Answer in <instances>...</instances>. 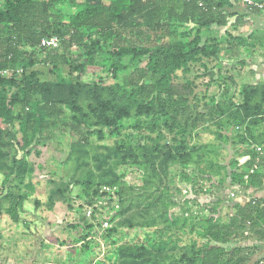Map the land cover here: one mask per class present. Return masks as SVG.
Returning a JSON list of instances; mask_svg holds the SVG:
<instances>
[{
    "label": "trees",
    "instance_id": "trees-1",
    "mask_svg": "<svg viewBox=\"0 0 264 264\" xmlns=\"http://www.w3.org/2000/svg\"><path fill=\"white\" fill-rule=\"evenodd\" d=\"M122 1L121 4H126L124 6L132 16L162 0ZM233 1L219 0L216 4L209 1L206 4L204 0H180L179 4L171 8L173 18L179 23H192L196 28L182 32L181 38L175 42L162 41L159 31H164L169 24L145 22L141 27L146 29L148 40L156 41V44L152 45L144 42L141 30L134 31L135 40L127 39L124 43L100 44L99 41H91L86 44L84 25L97 20L102 14L103 5L99 2L85 1L76 4L77 12L69 16L68 23L60 25L50 10L54 6L73 4L74 0H4L0 6V122L11 129L15 123H18L19 127V130L13 129L6 135L13 141L18 131L24 136L31 130L35 136L43 130L56 127L61 119L66 121L76 134L82 130L84 137L94 130L99 141H103L106 136L116 139L114 146H103V155L92 156L97 174L90 169L88 161L83 159L87 153L82 142L72 146L71 155L77 166L82 164L87 167L86 179L79 184L90 187L96 177L97 190L100 186L113 188L119 177L110 164L140 168L143 174L140 190L144 193L135 197L137 204L131 200L117 213L123 216L124 223L131 229H155L151 234L145 235V242H149L156 233H161V230L170 231L171 227L178 223L180 228L189 224V231L203 242L200 245L193 242L190 245V253H181L175 263L248 264L251 257L257 253L256 246H237L231 251L226 250L224 246L243 237L244 233L249 234L258 243H264V198H251L244 204H235L227 220L214 218L212 215L192 216L188 214L189 210H186L189 203L187 200L179 203L182 216L169 217L170 208L166 198L171 183L170 166L178 164L183 168H197L207 160L210 166L218 168L213 158V150H208V156H205L202 147H189L182 140L172 139V143L166 145L158 138L147 136L146 144L143 142L134 145L127 137L120 138L125 121L132 120V127L138 132L142 129L143 118L149 119L148 124L163 121L165 125L169 115L176 119L178 108L177 100L173 98V79L177 72L187 74L191 65L201 63L202 58H215L221 51L233 59L235 57L232 48L238 50L239 54L241 47L248 48V51L264 52V31L248 32L244 37L241 34L235 36L231 35L230 31L226 32L224 38L217 41H225L230 44L229 48L227 46L221 49L217 41L211 44L202 42L203 31H209L212 26L230 27L231 31H236L235 29L244 24L242 16L226 11L232 7ZM232 18L235 19L228 24ZM51 36L58 37L59 45L61 42L63 49L62 54L58 55L59 45L54 49L40 47V41ZM64 38L67 40L64 41ZM21 43L31 48V51L20 49ZM72 46L81 48L76 62L71 61L66 54ZM39 53L44 58H41ZM124 58H129L132 62L146 59L143 73L147 80L141 79L134 83L116 82L113 85L87 84L79 80L87 67H99L111 78L117 79L118 75L128 70L122 62ZM41 63L52 65L56 75L54 81L39 80L40 72L33 68ZM61 64L67 65L75 77L64 78L60 73ZM3 73L6 75L3 76ZM163 91L167 92L166 97H162ZM239 93L241 101L238 104L230 100L216 107L220 115L227 116L221 123L230 125L233 134L238 137L237 143L247 148L244 154L247 155V160L227 178L230 185H238L243 190L258 189L264 182V152L259 156L253 146L261 144L260 147L264 148V138L261 140L255 134L264 122V85L245 84L241 86ZM236 127L242 129V133L240 130L235 132ZM219 140L223 143L231 142L225 136H220ZM28 143L26 142V146ZM24 148L25 146L20 149L23 151ZM8 163L9 171L4 174L1 183L3 188L12 177L20 184L23 183L27 174L25 159L16 158L0 144V169ZM255 164L256 169L250 173ZM190 178L185 175L183 180ZM22 185L28 190L33 189L29 183ZM117 193L119 197L123 196L121 191L118 190ZM52 194L48 197L50 206L53 202ZM3 200H7L8 204L3 208L0 206V210L13 223H17L18 206L21 205L23 197L8 191ZM160 223L164 225L163 229L157 228ZM112 233L114 232L109 231L107 236L110 237ZM167 246L165 240H160L151 241L149 246L138 244L116 247L110 263L167 264L165 252L175 248ZM256 264H264V261Z\"/></svg>",
    "mask_w": 264,
    "mask_h": 264
},
{
    "label": "rangeland",
    "instance_id": "rangeland-1",
    "mask_svg": "<svg viewBox=\"0 0 264 264\" xmlns=\"http://www.w3.org/2000/svg\"><path fill=\"white\" fill-rule=\"evenodd\" d=\"M85 1L99 2L103 5L99 18L84 25L86 44L91 41L112 44L124 43L127 39L135 40V30L143 32L145 43L156 44L155 40L146 38V29L141 27L145 22L169 24L164 31H159L162 41L175 42L181 38L182 32L196 28L192 23H179L173 18L171 8L179 4L180 0H162L132 16L127 12L128 9L124 6L126 4H121L122 0H74L73 4L54 6L50 13L54 14V18L59 22L58 25L66 24L69 22V16L77 12L76 4ZM209 1L216 4L219 0H204L206 4ZM3 2L4 0H0V6ZM234 3L254 14L253 10L248 9L239 0H234ZM226 11L234 13V10ZM234 19H230L228 24ZM243 23L240 28L235 29L236 31H231L230 27L212 26L209 31H203L202 42L210 44L216 42L219 38H224L225 33L229 31L231 35L241 34L244 37L250 28L248 23ZM66 40L67 38H64V41ZM217 43L221 49L230 47L225 41H217ZM19 47L31 51V48L23 43ZM57 50L58 55L63 53L61 42ZM231 50L235 57L233 59L221 51L215 58H202L201 63L191 65L187 74L176 73L173 79V98L177 100L178 108L176 119L169 115L165 125L163 121L148 124L149 119L143 118L142 129L138 132L133 129L132 120L124 122L120 138L127 137L134 145L143 142L146 144V137L149 136L160 139V142L166 145H170L172 139H176L182 140L189 147L200 146L205 156H208V150L214 152L213 158L218 168L210 166L207 160L197 168H183L178 164L170 166L171 183L166 198L170 208L168 211L170 218L182 216L179 203L187 200L188 214L212 215L214 218L227 220L235 204H244L252 198L249 190H243L238 185H230L227 178L231 172L243 166L247 158L244 159L242 155L246 153L247 148L237 143L238 137H235L230 125L221 123L227 116L220 115L216 107L230 100L238 104L241 101L239 92L242 85H264V80L261 82L255 80L251 67L254 66L252 63L259 65L264 63V52L261 53L258 49L257 52L248 51V48L243 47L240 54L234 48ZM67 52L69 59L76 62L81 54V48L72 46ZM39 56L44 58L40 53ZM122 62L128 70L118 75L117 79L111 78L99 67H87L79 80L87 84L105 85L147 80L143 73L146 59L132 62L129 58H124ZM33 69L40 72L39 80L42 82L56 79L50 63L38 64ZM60 69L64 78L75 77L67 65L61 64ZM161 95L166 97L167 92L163 91ZM0 129V144H3L11 155L25 159L27 174L23 183H29L33 188L28 190L23 187V183L20 184L13 177L3 188L1 183L4 174L9 171L10 164L0 169V206L3 208L8 204L7 200H3L8 191L23 197L21 205L18 206L17 223H13L0 210V264H95L96 262L111 264L110 258L116 247L138 244L149 246L151 241L160 240H165L167 247L175 246L173 250L165 252V262L183 264L175 263V259L181 253H190V245L193 242H197L198 245L203 242L189 231V224L180 228L178 223L172 226L170 231L161 230V233H156L149 242H145V235L151 234L154 228L131 229L124 223L123 216L118 215L117 212L131 200L137 204L135 197L144 193L140 190L143 174L138 167L109 163L119 177L118 183L113 188L100 186L97 190L96 177L93 183H90V187L79 184L86 179L87 167L82 164L77 166L71 155L72 146L82 142L87 153L83 159L88 161L90 169L97 174L92 156L103 155L105 153L103 146H114L116 139L106 136L103 141H99L94 130L84 137L81 134L82 130L76 134L70 129V125L61 119L58 120L56 127L43 130L35 136L32 135L31 130L24 136L18 131L13 141L6 133L13 129L19 130L18 123H15L14 128L11 129L0 122ZM239 132L242 133V129ZM257 132L255 134L259 139L264 138V122L258 127ZM259 133L262 135L259 136ZM220 136L228 137L231 142H221ZM26 142H29L27 146ZM23 146L25 148L22 151L20 148ZM185 175L194 179L185 181L183 180ZM118 190L123 194L122 197H119ZM51 194L53 202L50 206L48 197ZM157 228L163 229L164 225L160 223ZM109 231L114 232L110 237L107 236ZM260 245L262 244L244 233L243 237L231 241L224 247L231 251L237 246L249 248L256 246L257 253L248 263L256 264L264 261V247L260 250L258 248ZM262 250L263 253H260ZM115 259L113 255V260Z\"/></svg>",
    "mask_w": 264,
    "mask_h": 264
},
{
    "label": "crops",
    "instance_id": "crops-1",
    "mask_svg": "<svg viewBox=\"0 0 264 264\" xmlns=\"http://www.w3.org/2000/svg\"><path fill=\"white\" fill-rule=\"evenodd\" d=\"M230 10H234V13L238 16H242L244 22L246 24L248 23V27L250 28L249 32H260L264 31V13L255 12L250 13L246 9L242 8L241 6L237 5L232 2V7ZM233 21V20H232ZM262 53V52H261ZM264 60V57H263ZM254 66H251L254 71V77L257 82H261L264 80V63L262 64H255L252 63ZM262 140V138H261ZM245 157L244 159L248 158L247 155H242ZM246 161V160H245ZM251 193L252 198H264V182L263 185L258 189H251L249 190ZM245 202V201H244ZM243 202V203H244ZM262 245L258 246V248L261 250L264 247V243H261ZM260 253H263V250L260 251Z\"/></svg>",
    "mask_w": 264,
    "mask_h": 264
},
{
    "label": "built area",
    "instance_id": "built-area-1",
    "mask_svg": "<svg viewBox=\"0 0 264 264\" xmlns=\"http://www.w3.org/2000/svg\"><path fill=\"white\" fill-rule=\"evenodd\" d=\"M243 4L246 5L247 8L253 11H257L259 13H264V1L260 0H239ZM59 45V39L56 36H51V37H45L40 41V47L43 48H49V49H54L57 48ZM235 132L239 131L240 129L238 127L234 128ZM255 151L260 155H262V152L264 151L262 147L260 146H253ZM257 162V160H256ZM256 164L253 166L252 170L250 173H252L256 169Z\"/></svg>",
    "mask_w": 264,
    "mask_h": 264
}]
</instances>
